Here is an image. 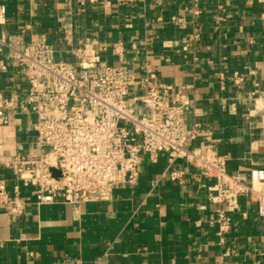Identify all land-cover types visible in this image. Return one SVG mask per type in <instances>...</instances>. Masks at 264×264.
<instances>
[{
  "label": "crops",
  "instance_id": "0c3cea01",
  "mask_svg": "<svg viewBox=\"0 0 264 264\" xmlns=\"http://www.w3.org/2000/svg\"><path fill=\"white\" fill-rule=\"evenodd\" d=\"M80 1L0 0L6 6L1 28L24 41L44 36L57 58L70 64L82 49L92 61L121 65L136 78L154 74L155 83L192 100L185 126L197 125L215 144L229 173L246 184L255 174L264 177V0H202L196 19L188 0L112 1L110 7ZM118 42L122 62L111 53ZM0 64L6 67L0 98L13 92L23 97L15 62L2 55ZM235 74L243 78L240 86ZM34 122L33 114H14L0 126V161L35 151ZM175 167L184 172L182 184L160 179L165 154L154 163L145 157L135 184H120L109 199L77 208L60 201L36 205L32 188L20 186L23 215L9 217L0 209V264H264V223L251 197L238 198L230 231L219 243L206 197L211 181L181 161ZM0 179L11 190L13 173L0 166Z\"/></svg>",
  "mask_w": 264,
  "mask_h": 264
},
{
  "label": "built area",
  "instance_id": "2783aa9c",
  "mask_svg": "<svg viewBox=\"0 0 264 264\" xmlns=\"http://www.w3.org/2000/svg\"><path fill=\"white\" fill-rule=\"evenodd\" d=\"M100 0H81L80 5ZM105 7L143 0H102ZM202 0H188L193 19L202 13ZM6 6L0 3V56L6 55L18 67L25 95L0 98V126L14 114H33V153L16 154L0 161L15 179L11 190L0 179V209L13 218L23 215L26 202L20 186L31 187L36 205L60 201L74 208L84 203L107 200L120 184H135L145 157L156 162L165 154L167 169L160 179L183 183L184 172L175 167L181 161L211 181L206 197L214 207L216 235L223 243L231 228L238 198L249 195L264 223V177L255 174L251 184L226 169V158L198 128L185 126V111L192 100L169 84L155 83L152 73L136 78L121 65L92 61L82 49L75 51V64L59 60L44 36H6ZM161 22V19H158ZM172 23L184 27V20ZM135 49V45H131ZM185 49V48H184ZM112 55L124 60L121 42L111 46ZM6 67L0 64V71ZM243 78L235 74L233 83ZM135 88L136 91L131 89ZM204 139L197 150L190 145ZM55 170L58 175H53ZM160 179L151 183V190ZM227 254V253H226ZM96 264H99L97 262Z\"/></svg>",
  "mask_w": 264,
  "mask_h": 264
},
{
  "label": "water",
  "instance_id": "95a60500",
  "mask_svg": "<svg viewBox=\"0 0 264 264\" xmlns=\"http://www.w3.org/2000/svg\"><path fill=\"white\" fill-rule=\"evenodd\" d=\"M51 171H52L53 175H55V176L58 175V173L55 170H51Z\"/></svg>",
  "mask_w": 264,
  "mask_h": 264
}]
</instances>
